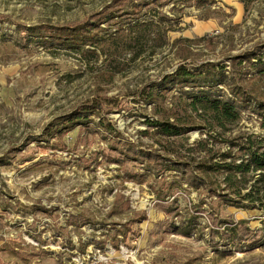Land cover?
I'll return each mask as SVG.
<instances>
[{
    "label": "rangeland",
    "instance_id": "obj_1",
    "mask_svg": "<svg viewBox=\"0 0 264 264\" xmlns=\"http://www.w3.org/2000/svg\"><path fill=\"white\" fill-rule=\"evenodd\" d=\"M140 1L0 0V264H264L260 210L222 206L216 195L179 186L175 170L147 174L139 150H162L142 135L150 105L136 96L178 65L179 37L205 38L189 44L186 62H221L230 71L229 56L264 42V0L147 2L140 15L159 28L118 37L106 54L49 36L109 10L120 15L114 21L126 20L124 10ZM107 70L115 71L109 83L101 77ZM96 95L112 104L102 115L119 131L116 143L113 134L78 126L48 135ZM244 132L264 133L248 111L226 136ZM204 137L196 130L169 140L188 158L204 154L195 142Z\"/></svg>",
    "mask_w": 264,
    "mask_h": 264
},
{
    "label": "trees",
    "instance_id": "obj_2",
    "mask_svg": "<svg viewBox=\"0 0 264 264\" xmlns=\"http://www.w3.org/2000/svg\"><path fill=\"white\" fill-rule=\"evenodd\" d=\"M154 1L141 0L132 8L125 9L126 20L114 21V17L120 15L109 10L106 15H99L92 22L87 20L72 28L61 27L55 35L49 36L58 45L71 47L81 53L97 55V51H100L106 54L110 45L115 48V44L119 45L118 37L124 39L132 33L145 36L155 27L159 28L156 21L140 15L142 6ZM106 22L109 23L103 27L102 24ZM115 24L119 27L109 31V26ZM119 30L121 34L117 35ZM209 38L211 45L212 36ZM204 39H174L173 45L179 46L182 51L178 65L171 73L151 79L137 91L139 101L150 105V112L145 118L147 128L142 131V135L154 137L162 150L160 153L156 149H142L139 150L140 156L147 159V174L157 168L162 173L175 170L178 172L175 183L179 186L186 182L196 189H203L206 195H216L222 206L258 209L264 214V133L244 132L226 136L231 126L239 122L244 111L254 114L259 120V127L264 130V42L243 54L229 56L231 70L228 71L221 62H186L189 44ZM114 72H101L102 80L111 82ZM220 86H224L227 93ZM109 105L112 104L108 98L96 95L58 118L48 135L57 136L78 126L80 130L88 132L92 129L104 135L113 134L108 136V140L116 143L118 139L115 133H120L108 117L102 115L103 106ZM196 130L205 135L195 141L204 154L185 158L169 139ZM215 143H223L227 149H215ZM129 144L127 141L123 145ZM126 154L136 155L134 151ZM125 175L138 181L143 178L139 173L126 172ZM112 244L117 246V242Z\"/></svg>",
    "mask_w": 264,
    "mask_h": 264
}]
</instances>
